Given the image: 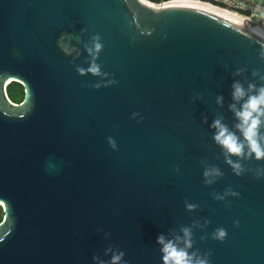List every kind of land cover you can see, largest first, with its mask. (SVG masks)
Masks as SVG:
<instances>
[{"label": "water", "instance_id": "obj_1", "mask_svg": "<svg viewBox=\"0 0 264 264\" xmlns=\"http://www.w3.org/2000/svg\"><path fill=\"white\" fill-rule=\"evenodd\" d=\"M61 35L78 55L60 51ZM96 35L107 78L77 72ZM262 45L264 32L201 4L0 0V264H94L109 247L126 264H162L157 235L194 224L210 264H264V162L234 175L209 127L221 116L236 131L231 84L264 85L252 76ZM206 166L223 173L214 184ZM226 189L239 195L214 199Z\"/></svg>", "mask_w": 264, "mask_h": 264}, {"label": "clouds", "instance_id": "obj_2", "mask_svg": "<svg viewBox=\"0 0 264 264\" xmlns=\"http://www.w3.org/2000/svg\"><path fill=\"white\" fill-rule=\"evenodd\" d=\"M143 3L144 0H141ZM67 35H61L57 40V47L65 56H74L79 54V49L68 43ZM264 47V45H262ZM103 49L101 38L96 35L91 37V44L85 46L88 55L92 57V62L88 68L78 67L79 75L84 76L91 74L93 76H103L107 78L108 74L102 72L99 64L95 63ZM261 59H264V51L261 52ZM243 70H237L235 76L242 75ZM252 76L264 81V72L253 71ZM109 84L114 83L112 80L107 81ZM232 102L228 105V109L233 113L236 123L234 125L236 131H233L224 123L223 117L218 116L209 125L212 129L213 142L222 149L225 163L232 169L233 174L241 176L246 171L242 161L255 160L264 162V85L257 87L254 83H244L239 79H233L231 84ZM199 96L194 97L199 99ZM216 103L219 106L224 105V97L217 96ZM138 114L134 113L133 116ZM207 122V120H205ZM237 132L239 135H237ZM109 146L116 149V142L113 138L108 140ZM223 173L219 167L206 166L203 171L204 183L211 185L217 179L222 177ZM258 178L264 177V168L256 169ZM239 194L230 189H226L223 194H214V199L219 201L226 200L227 197H236ZM197 206L192 203H185V208L191 212ZM238 225V221L236 222ZM199 225L182 226L179 232H161L156 237V244L159 247L162 264H210L208 254H202L198 250H194L193 245V228ZM105 233V238H108ZM227 237V231L223 227L215 229L212 238L223 242ZM104 256L107 260L100 256H94V264H126L124 261V252L114 250L109 247L104 250Z\"/></svg>", "mask_w": 264, "mask_h": 264}, {"label": "built area", "instance_id": "obj_3", "mask_svg": "<svg viewBox=\"0 0 264 264\" xmlns=\"http://www.w3.org/2000/svg\"><path fill=\"white\" fill-rule=\"evenodd\" d=\"M156 6L174 2H197L227 9L251 22L264 19V0H150ZM259 27V26H258Z\"/></svg>", "mask_w": 264, "mask_h": 264}, {"label": "trees", "instance_id": "obj_4", "mask_svg": "<svg viewBox=\"0 0 264 264\" xmlns=\"http://www.w3.org/2000/svg\"><path fill=\"white\" fill-rule=\"evenodd\" d=\"M9 97L14 103H21L25 98L24 87L19 83H12L8 88ZM4 211L0 207V223L3 221Z\"/></svg>", "mask_w": 264, "mask_h": 264}, {"label": "bare ground", "instance_id": "obj_5", "mask_svg": "<svg viewBox=\"0 0 264 264\" xmlns=\"http://www.w3.org/2000/svg\"><path fill=\"white\" fill-rule=\"evenodd\" d=\"M145 3H148L150 5H154L151 1L149 0H144ZM189 3H195V4H201V5H206V6H212V5H208V4H203V3H197V2H189ZM212 7H216V6H212ZM219 8V7H218ZM233 13V12H232ZM235 15H237L238 17L242 18L243 20H245L246 22L250 23L251 25H253L254 27L258 28L259 30H261L262 32H264V28L263 27H258L255 26L254 24H252L251 22H249L248 20L244 19L243 17H241L240 15L234 13Z\"/></svg>", "mask_w": 264, "mask_h": 264}, {"label": "rangeland", "instance_id": "obj_6", "mask_svg": "<svg viewBox=\"0 0 264 264\" xmlns=\"http://www.w3.org/2000/svg\"><path fill=\"white\" fill-rule=\"evenodd\" d=\"M150 1V0H149Z\"/></svg>", "mask_w": 264, "mask_h": 264}]
</instances>
